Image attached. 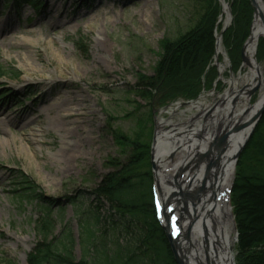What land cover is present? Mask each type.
<instances>
[{"label":"rangeland","instance_id":"obj_1","mask_svg":"<svg viewBox=\"0 0 264 264\" xmlns=\"http://www.w3.org/2000/svg\"><path fill=\"white\" fill-rule=\"evenodd\" d=\"M38 1L35 8L31 2L16 7L13 0H0V22L8 24L0 30V264H27V255L42 240L36 223L43 208L38 200L11 196L15 174L27 175L38 194L55 201L49 237L69 229L76 261L81 256L82 219L94 212L99 214L96 228H105L109 206L92 191L114 166L126 161L113 130L135 136L151 126L153 136L159 118L169 130L206 122L182 101L154 106L149 122L147 95L140 98L132 88L143 82L139 75L147 85L160 61L163 40L174 41L195 26L201 0ZM225 16L221 7L216 25H226ZM259 38L254 60L261 73L242 59L239 69L231 71L221 44L214 53L213 86L197 100L214 106L231 84L242 92L254 75L255 83L248 88L253 105L264 91V59L255 57ZM238 95L236 110L243 106L244 94ZM214 114L212 107L208 117ZM180 155L176 151L165 156L166 167Z\"/></svg>","mask_w":264,"mask_h":264},{"label":"trees","instance_id":"obj_2","mask_svg":"<svg viewBox=\"0 0 264 264\" xmlns=\"http://www.w3.org/2000/svg\"><path fill=\"white\" fill-rule=\"evenodd\" d=\"M40 6L38 0H13ZM231 22L221 32V44L236 72L241 64V48L250 33L253 8L250 0H226ZM202 13L180 38L163 40L160 61L153 74L135 83L133 93L149 100L148 121L154 106L195 99L202 90L211 89L217 76L214 62L215 31L221 13L218 0H201ZM256 59H264V38H259ZM2 74V73H0ZM148 88V89H147ZM138 122L136 125H142ZM128 136L113 130V139L125 163L114 166L92 191L109 206L103 231L96 228L99 214L91 213L80 222L81 256L75 261L74 237L69 229L49 237L55 201L38 194L36 184L24 173L13 176L10 190L15 199L38 200L42 217L36 223L42 240L27 255V264H176L164 230L156 219L153 204V176L150 160L152 127ZM144 136L146 140H143ZM128 149V151H126ZM111 165L115 163L111 160ZM230 193L233 217L238 232L236 264H264V112L237 159ZM70 204L75 200L69 199ZM58 209H62L61 206Z\"/></svg>","mask_w":264,"mask_h":264},{"label":"bare ground","instance_id":"obj_3","mask_svg":"<svg viewBox=\"0 0 264 264\" xmlns=\"http://www.w3.org/2000/svg\"><path fill=\"white\" fill-rule=\"evenodd\" d=\"M255 1L258 10L264 12V3L262 2V0ZM92 13H94V11H90V14ZM226 14L228 15V10L226 5H224L223 15L225 16ZM227 21L228 16H225L224 22L227 23ZM5 26H8V24L0 22V30L5 28ZM262 36H264V26L261 22V19L256 16L252 22L250 39L245 46V57L252 65V69L254 67H257L260 73L261 70L254 60V52L256 40ZM221 49V43L218 42L217 52H219ZM260 80L263 82L264 77H260ZM254 83L255 82L253 75L251 76L249 83H247L244 92L239 93L241 95L244 94V98L242 99L243 106L241 108H238L237 110L235 109V104H233L232 106V98L239 95L237 94L238 91L236 92L235 90L237 88H235L231 83L230 87L228 89H225L224 93L219 96V100L216 101L214 106L212 105V103L204 104L201 102V100H196L188 103V108H195L198 110V117L203 118L205 116L204 119L206 121V124L198 123L193 128H180L173 132L169 131L168 128H164V124L166 123L165 121H162L161 118L158 119L156 134L154 135V160L157 164L156 168L158 173L156 178L162 195L161 200H163V197L171 196L170 192H172V188L176 190V187L168 182V180L171 179L170 177H172V170H170L171 166L166 167V165L162 163V161H165V156L169 155L172 152L175 153L176 151H179L181 154L180 156H184L183 159H180L181 164H183L185 161L191 160L193 154H196L198 151L207 154L209 150L208 143L213 139L214 136H216L217 132H219L220 130L221 132L225 130L224 123H226L227 121L233 123L235 119L237 120L239 117L237 116V114L246 108H248L249 111L245 116V119L251 118L258 110L264 96V91H261L259 98H257V101L253 105L249 104L248 98L251 95V90L248 88H250ZM212 107L215 110V114L209 118L206 111H208ZM70 115H74V113ZM247 132L248 131L246 128L237 132L236 134L230 135L226 141L224 150L222 151V153H220L222 163L221 171L219 174L220 177L218 179L220 181V189L216 196L217 199L215 201V204L213 207H211V209H208V211L207 208L204 209V211L202 212V218H200V220H198L193 225V228L190 229L191 232L189 240H182L185 241L183 248H186L187 250V264H234V254L232 248L236 240L233 228L234 224L231 217L227 196L229 186L233 177L232 174L234 172L233 158L237 148L239 147V144L242 142V139ZM217 153H219V151L213 148L208 154L210 160L217 158ZM204 164L205 162L202 165H199L201 172L203 170ZM174 165H177V163L175 162ZM193 186L194 188H196L197 183H194ZM175 196L177 198V195ZM185 222L187 224L188 219H186ZM205 249L207 250V252Z\"/></svg>","mask_w":264,"mask_h":264},{"label":"water","instance_id":"obj_4","mask_svg":"<svg viewBox=\"0 0 264 264\" xmlns=\"http://www.w3.org/2000/svg\"><path fill=\"white\" fill-rule=\"evenodd\" d=\"M262 2L264 3V0H262ZM250 3L253 8L252 22L254 18L258 16L261 19V22L264 26V12H262L261 10H258L257 4H255L256 3L255 0H250ZM222 8H224V6ZM227 9H228V16H229L228 21L230 22L232 15L230 14L229 5H227ZM229 22L226 25H223L219 33L218 39L216 38V44H215L216 48L221 38V32L228 26ZM251 26H252V23H251ZM251 26H250V33H251ZM249 39H250V35L241 48V59H242V62H245L248 66H252L249 63V60L245 57L246 56L245 46H246V43L249 41ZM216 56L217 55H215V58ZM215 62H216V59H215ZM243 92L244 91L242 92L239 91L237 94L243 93ZM236 97L237 96H234L232 98V106L235 102L234 99H236ZM191 102L193 101L183 102L182 104H188ZM211 109L212 108H210L209 110ZM209 110L206 112L209 113ZM248 111H249L248 108H246L242 110L240 113H238L237 116L239 117L237 120L235 119L233 123H230V121H227L226 123H224L225 130H223L222 132L221 130L217 132L216 136H214L213 139L208 143L209 150L207 154L206 153L196 154L194 158L190 160L192 161V164L190 163H187L186 165L181 164L179 168L177 169V171L174 172L172 177H170L171 179L168 180V182L171 185H174L176 187L175 188L176 190L172 188V192H170L171 196H169L163 202V206L161 210H162L164 223L162 224V227L164 229L167 241L169 242V246L171 248V252L173 254L176 264H187L186 262L188 259L187 250L186 248H183L185 241H182V240L183 239L189 240V236L191 232L190 229H192L193 225L198 220H200V218H202V212L204 211V209L207 208V211H208V209H211V207H213L215 204V201L217 199L216 196L220 189V186H219L220 181L218 180L220 177L219 174H220L221 166H222L220 153H222V151L224 150L228 137L230 135L236 134L237 132L247 128L248 132L245 134L244 138L242 139V142L239 144V147L237 148L235 152V155L233 158V162L235 164L240 154L239 152L242 151L244 145L246 144L247 140L252 134V131L256 125V122L261 117L262 113L264 112V96H263L262 102L258 110L256 111V113L251 118L245 119V116L248 114ZM172 131L174 132L176 130L173 129ZM154 135H153L152 143H151L150 159H151L154 181L159 186L157 178H156L157 173H158L157 168H156L157 164L154 160L155 158L154 157L155 156V153H154L155 136ZM213 148L217 149L219 153H217L218 154L217 158L210 160L208 154L211 152ZM203 162H205L204 167H203L204 172L201 178H199L197 176L200 173L199 165H202ZM181 177H183L184 184L181 180ZM193 182H196L198 184L196 188H194V186L192 187ZM231 185L232 183L229 186L228 192H230ZM175 195H177V198ZM170 200H173L174 204L169 205ZM186 219H188L187 224L185 222ZM233 228L235 232V240H237V231H236L235 225Z\"/></svg>","mask_w":264,"mask_h":264}]
</instances>
